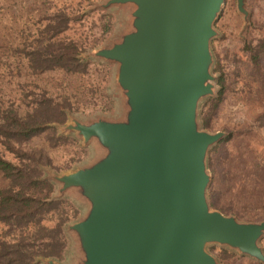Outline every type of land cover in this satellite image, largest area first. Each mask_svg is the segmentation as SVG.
Masks as SVG:
<instances>
[{
    "label": "water",
    "instance_id": "1",
    "mask_svg": "<svg viewBox=\"0 0 264 264\" xmlns=\"http://www.w3.org/2000/svg\"><path fill=\"white\" fill-rule=\"evenodd\" d=\"M236 8L246 20L243 0ZM223 0H106L131 5L128 30L88 54L116 63L123 109L116 118L59 125L98 152L85 165L46 177L86 204L67 223L77 254L69 264H219V243L264 264V219L241 221L207 205L206 152L223 131L197 123L213 92L209 40ZM97 6V4H95ZM87 54V55H88ZM46 264H63L43 258Z\"/></svg>",
    "mask_w": 264,
    "mask_h": 264
},
{
    "label": "rangeland",
    "instance_id": "2",
    "mask_svg": "<svg viewBox=\"0 0 264 264\" xmlns=\"http://www.w3.org/2000/svg\"><path fill=\"white\" fill-rule=\"evenodd\" d=\"M105 1L0 0V105H24L32 90L45 89L55 97H67L73 109L70 114L79 120L119 117L123 105L122 94L115 83L116 63L88 53L110 46L128 30L132 6L122 3L99 5ZM243 5L246 20L237 10L235 0H223L219 15L212 24L216 30L210 39L213 60L218 57L228 79L233 80L218 106L216 124L232 134L209 153V171L214 177L210 176L205 197L209 208L247 221L264 218V127H249L259 110L264 108V86L260 85L258 71L240 50V45L247 37L264 35V0H244ZM59 8L79 17L56 36L78 41L83 49L81 56L92 61L84 73H68L60 69L31 72L22 48L45 43L49 33L43 27L47 17ZM259 70L264 76V67L260 66ZM244 80H248L249 85H243ZM67 121L68 118L63 124ZM56 129L71 134L75 140L49 146L42 133L24 143L26 147H42L47 152L53 166L51 172L67 170L56 166L75 156L77 146L84 147L85 152L78 162L70 160V168L85 165L97 154L92 141L82 144L72 130ZM237 129L241 131H235ZM6 156L12 155L6 153ZM3 183L0 175V185ZM54 185L56 195L58 183L54 181ZM60 196L68 198L78 208L75 219L82 215L85 202L69 190ZM65 231L67 245L60 262L69 264L75 259L77 250L72 231L66 226ZM258 243L264 252V232ZM206 249L215 257L220 250L231 252L230 256L216 257L219 264H263L224 244L208 243Z\"/></svg>",
    "mask_w": 264,
    "mask_h": 264
},
{
    "label": "trees",
    "instance_id": "3",
    "mask_svg": "<svg viewBox=\"0 0 264 264\" xmlns=\"http://www.w3.org/2000/svg\"><path fill=\"white\" fill-rule=\"evenodd\" d=\"M77 17L79 15L70 14L61 8L47 17L43 29L49 35L45 43L22 48L31 72L41 73L55 69L68 73L87 71L92 60L81 56L83 49L80 43L72 38L56 36ZM240 50L256 67L258 81L264 86V76L259 70L260 66L264 67V35L245 38ZM210 72L214 76L213 92L198 100L197 123L201 129L209 132L220 130L223 134L206 152L208 183L211 176L209 153L232 134V131L221 129L222 126L216 124V116L218 106L233 81L232 78L228 79L218 57L213 60L212 56ZM243 83L245 86L249 85L248 80ZM30 93L31 96L24 105H0V175L4 179V183L0 185V264H46L43 258L49 257L60 261L67 245L65 225L78 216L75 204L64 196H56L54 181L46 177L45 169L51 171L53 168L47 152L42 147L24 146L27 140L42 133L49 146L75 140L71 134L60 133L56 129L65 122L73 109L65 96L55 97L45 89L32 90ZM252 126L264 127V108L259 110L249 124V127ZM239 130L241 131H235ZM84 152V147L77 146L76 155L70 158L71 162H78ZM6 153H11L12 156L8 157ZM70 160L56 167L68 169L72 167ZM207 205L209 207L208 202ZM259 220L262 219L247 221ZM230 255L231 252L220 250L219 257H216Z\"/></svg>",
    "mask_w": 264,
    "mask_h": 264
}]
</instances>
